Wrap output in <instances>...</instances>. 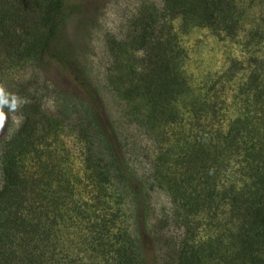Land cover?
I'll use <instances>...</instances> for the list:
<instances>
[{"label": "trees", "instance_id": "obj_1", "mask_svg": "<svg viewBox=\"0 0 264 264\" xmlns=\"http://www.w3.org/2000/svg\"><path fill=\"white\" fill-rule=\"evenodd\" d=\"M160 1L158 20L150 13L144 17L146 37L160 23L157 58L139 73L126 55L116 56L126 68L123 75L130 77L128 90L138 95L139 103L125 99V106L134 115L139 106L145 108L139 112L161 149L148 185L135 181L119 138L89 105L90 118L79 124L93 165L94 196L83 202L89 209L68 182L41 183L34 179L38 173L26 177L25 160L39 152L33 149L38 132L45 131L44 141L56 140L61 123L42 115L36 98L24 100L19 129L0 148V264H78L71 243L82 246L76 249L92 261L145 264L138 245L129 244V211H142L140 198L153 190L169 199L162 222L183 231L175 264H264V57L251 55L247 76L233 90L230 85L242 68L238 60L200 89L188 84L180 64L186 59L182 34L209 29L238 37L256 7L262 9V22L249 31L247 45L257 39L253 47L262 51L264 0ZM69 6V0H0V37H45L43 50L64 62L70 57L57 40L63 37ZM188 92L185 114L176 101ZM84 224L86 233H77Z\"/></svg>", "mask_w": 264, "mask_h": 264}, {"label": "rangeland", "instance_id": "obj_2", "mask_svg": "<svg viewBox=\"0 0 264 264\" xmlns=\"http://www.w3.org/2000/svg\"><path fill=\"white\" fill-rule=\"evenodd\" d=\"M69 2L72 11L68 12L63 37H58L57 41L62 50L66 49L70 59L61 62L49 49L44 51L45 37H0V148L20 127L21 103L32 97L39 100L41 114L58 119L61 130L56 140L46 141L42 140L45 131L38 132L33 149H39V152L32 153L25 160L23 173L28 178L38 173L34 179L41 183L68 182L81 199L83 208L89 209V203L83 205V202H90L94 196L90 179L93 165L79 129V124L90 118L88 105L98 109L107 130L119 138L135 181L148 185L146 177L151 172L152 161L161 151L141 115L145 108L139 106L141 113L137 111L134 115L125 106V99L139 103L138 95L135 90H128L130 77L123 75L126 68L118 64L116 56L126 55L139 73L150 65V60L157 58L163 39L159 37L162 32L160 23L156 22L151 35L146 37L144 17L150 13L157 21L162 5L160 0ZM21 11L25 12V9ZM21 11L20 16L23 15ZM261 13V7L253 9L240 30L241 34L235 38L209 29H194L182 34L181 45L186 59L180 60V64L184 76H188V84L200 89L205 82L207 85L217 80L234 60H238L244 69L241 68L230 85L232 90L235 89L248 74L245 68H249L251 55L254 59L264 57V48L258 52V48L253 47L257 39L247 45V40L251 39L248 38L251 36L249 31L262 22ZM231 92L225 97L228 103L232 101ZM81 100L86 104L83 105ZM190 100L189 92L178 96L176 105L179 104L181 112L186 114L185 111L190 109ZM2 184L0 169V189ZM146 194L140 198L143 210L138 213L136 209L129 211L133 233L129 244L133 241L138 245L145 264H175L174 249L183 237V231L171 222H162L163 213L169 206L168 197L158 190ZM43 195L42 198L46 199L47 194ZM85 227L86 224L76 232L86 233ZM71 244L78 264L105 263V258L92 261L76 249L82 246Z\"/></svg>", "mask_w": 264, "mask_h": 264}]
</instances>
